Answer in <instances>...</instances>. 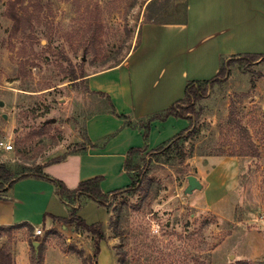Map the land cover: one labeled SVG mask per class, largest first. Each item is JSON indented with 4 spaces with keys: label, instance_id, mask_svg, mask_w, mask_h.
<instances>
[{
    "label": "rangeland",
    "instance_id": "rangeland-1",
    "mask_svg": "<svg viewBox=\"0 0 264 264\" xmlns=\"http://www.w3.org/2000/svg\"><path fill=\"white\" fill-rule=\"evenodd\" d=\"M148 2L0 0V142L13 145L0 144V164L30 172L81 149L87 117L107 101L74 78L119 62L140 23L175 11L174 0ZM197 106L189 155L143 154L152 168L135 194L106 208L97 257L94 235L74 223L38 236V227L1 228L0 248L13 264H34L36 238L44 252L35 264H264V61L235 63ZM191 174L208 190L186 195ZM218 191L224 199L210 206Z\"/></svg>",
    "mask_w": 264,
    "mask_h": 264
},
{
    "label": "crops",
    "instance_id": "crops-1",
    "mask_svg": "<svg viewBox=\"0 0 264 264\" xmlns=\"http://www.w3.org/2000/svg\"><path fill=\"white\" fill-rule=\"evenodd\" d=\"M173 9L165 18L140 23L119 62L88 70L85 76L88 92L105 98L107 106L87 117L81 149L59 162H46L44 172L69 188L97 176L102 177L101 188L105 192L129 185L131 177L124 168L125 161L131 148L145 145L144 130L126 125L124 119L111 112L110 102L117 112L132 120L145 118L184 98L190 80L216 76L223 56L264 53V0H174ZM190 125L188 119L174 115L154 120L149 150ZM198 179L203 188L193 193L209 188ZM7 196L0 198L2 226L31 222L34 229H60L64 222L52 215L69 216V206L47 179L35 176L20 179L8 189ZM208 199L213 206L224 196L218 191ZM79 215L88 223L108 221L106 207L96 201H88ZM49 254L50 251L47 259ZM14 256L19 262V255ZM23 258L29 262L28 256Z\"/></svg>",
    "mask_w": 264,
    "mask_h": 264
},
{
    "label": "trees",
    "instance_id": "trees-1",
    "mask_svg": "<svg viewBox=\"0 0 264 264\" xmlns=\"http://www.w3.org/2000/svg\"><path fill=\"white\" fill-rule=\"evenodd\" d=\"M256 61H264V53H244L223 56L221 58L220 69L216 76L211 79L205 80H190L187 83L184 98L177 100L165 110L150 114L145 118L132 120L130 116L117 112L116 108L112 105V102H110L111 112L116 116L124 119L126 125L134 128H141L144 130L145 145L142 147L131 148L127 154V158L125 161L124 168L128 171L131 177V183L129 185L109 192H105L101 188L102 177L97 176L81 181L75 188H69L62 180L52 177L48 173L44 172L43 165H38L35 171L15 172L6 164H0V198L8 197V189L12 188L16 181L23 178L35 176L51 181L55 185L56 193L59 198L69 206L68 217H59L55 215H52V217L66 224L74 223L77 228H81L92 233L94 235L93 257H97L101 251L100 243L106 238V232L103 229L104 224L100 221L88 223L81 215H79V210L90 200L96 201L98 204L109 209L111 204L119 195L126 193L135 194L140 189L141 184H143V179L145 178V176H147L152 168L150 163L142 164V162H144L146 159V156L143 155L144 153L151 157L158 153L167 155L176 154L181 155L182 159L184 160L189 155L184 146V143L188 136L187 133L190 131L191 127H193L194 120L200 118L202 113L201 108L199 109L197 106L198 102L201 101L205 96H207L209 88L214 84V82H222L229 75L230 68L235 63H254ZM85 76L86 74H82L80 77L76 76L74 79L81 78V80H84ZM171 115L188 119L191 124L190 127L176 134L157 148L149 150L148 140L150 136L151 123L154 120H166ZM233 120H235V118ZM237 127L239 128L240 134L244 135L246 138L247 136L249 137L250 132L248 128H246L242 124H237ZM70 153L53 158L47 163L59 162ZM46 216L47 214L45 215V217ZM19 225L26 226L30 231L34 230V226L28 222H22L11 226L0 225V229H7L9 227ZM36 240L39 242L37 246L33 241L31 242L32 248L34 250V255L32 257V261L34 264L42 258L44 252L42 242L39 238H36ZM78 253L81 257H83L84 260H86V256L83 254V252L79 251ZM13 263L14 258L11 251L6 247L0 248V264ZM236 264L250 263L248 262V260H238Z\"/></svg>",
    "mask_w": 264,
    "mask_h": 264
},
{
    "label": "water",
    "instance_id": "water-1",
    "mask_svg": "<svg viewBox=\"0 0 264 264\" xmlns=\"http://www.w3.org/2000/svg\"><path fill=\"white\" fill-rule=\"evenodd\" d=\"M3 104V103H1ZM203 188V184L202 182L198 179V177L194 174H191L188 176V186L187 188H185L184 193L187 194H191L193 193L195 190H200ZM38 241H34V244L37 246L38 245Z\"/></svg>",
    "mask_w": 264,
    "mask_h": 264
},
{
    "label": "built area",
    "instance_id": "built-area-1",
    "mask_svg": "<svg viewBox=\"0 0 264 264\" xmlns=\"http://www.w3.org/2000/svg\"><path fill=\"white\" fill-rule=\"evenodd\" d=\"M1 145H3V147H5V149H12L13 148V145L11 143H8L6 144L5 142H0ZM153 229L158 231L160 229V224L159 223H156V222H153ZM43 232V229L42 228H37L35 230V234L37 235H41Z\"/></svg>",
    "mask_w": 264,
    "mask_h": 264
}]
</instances>
